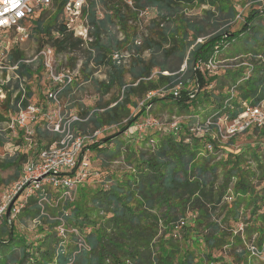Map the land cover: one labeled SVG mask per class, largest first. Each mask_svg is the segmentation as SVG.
<instances>
[{
    "label": "trees",
    "instance_id": "obj_1",
    "mask_svg": "<svg viewBox=\"0 0 264 264\" xmlns=\"http://www.w3.org/2000/svg\"><path fill=\"white\" fill-rule=\"evenodd\" d=\"M248 1L261 5V0ZM66 3V0H56L52 8L58 13L53 20L54 25L46 30L47 33L53 30L51 46L56 49V54L85 52V70L93 64L106 67V80L94 81L97 88L103 89L105 95L114 89L123 91L121 99L114 98L113 103L106 108L87 112L88 119L76 122L73 128L86 130V126L92 125L95 131L121 125L126 121L118 134L102 139L89 149L102 151L98 156L104 168L112 160L123 159L128 165L127 160L136 157L138 176L126 175V178L106 181L107 188L101 187L94 193L81 186L80 198L73 204L70 200L61 199L58 216L64 219L68 228L80 231L88 250L78 249L75 244L77 237L74 235L68 248L58 246L57 243L54 247L52 242L55 236L52 233L45 236L44 246L49 245L45 246L48 248L45 250L37 245L41 239L17 238L14 225L8 223L7 216L3 217L0 220V264H248V256L253 257L247 245L253 243L250 239L254 231L247 228L246 238L243 239L244 234L237 229V225L243 220L241 207L247 200L252 204L264 201L263 196H257L258 191L254 185L255 181L258 182L264 192V151L261 152L264 144L240 152L230 144L233 138L226 143L228 148H222L226 151L225 158L217 160L216 156L210 154L203 159V164H198L199 143H186L185 139L178 140L174 134L163 138L159 147L153 148L150 153L139 154L136 144L128 148L116 141V138L134 126L145 112L141 109L140 114L133 117L130 106L137 107L149 92L170 90L179 83L185 85L180 97H157L152 100V104L161 103L167 107L165 102L170 101V107L190 111L187 126H182L189 132L202 126L207 118L212 117L217 122L228 115L227 120L232 121L243 112L244 104L255 106L264 101V8L260 10L251 7L242 28L232 32L238 12L234 6L228 7L230 0H136L139 8L154 7L158 16L150 25L149 37L142 40L141 46L134 47L133 38L136 33L131 40L126 34V39L120 42L109 28L116 23L124 30L129 27L127 22L132 15L121 1L120 5L113 1L110 6L112 13L106 12L105 19L100 22H96L95 5L92 4L89 20L95 26V41L91 44L94 50L91 52L82 48V41L76 39L65 26L63 9ZM100 3L103 7L108 4L106 0ZM202 5H211L215 11L208 10L206 17L197 21L179 18L178 24L171 20L178 17L183 9L191 10ZM220 20L224 21L223 25L219 24ZM31 21L35 25L33 32L44 33L38 13ZM213 30L216 31L210 34ZM236 42L240 43L236 53L249 55L255 65L251 68H226L222 76L211 78L199 74L195 68L198 62H208L217 50L224 49L225 44L233 45ZM40 46L41 49L46 45ZM121 48H134L136 52L131 58L135 62L128 71L112 60L114 53L123 51ZM145 49L150 54L148 60L142 57ZM17 55L18 51L13 48L12 58ZM184 63L187 66L185 72L180 69ZM30 69L21 66V72L29 77L32 76ZM128 72L134 81L130 86L124 81ZM214 82L220 90L227 88L226 92H208ZM190 83L194 84V88H189ZM69 89L66 87L61 95ZM205 106L211 107L206 114L203 111L207 109ZM12 109L8 102L0 106V122L7 119ZM45 134L51 135L39 131V135ZM191 135L202 139L206 148L209 145L215 148L211 134L200 137L194 133ZM245 135L264 143L263 130L255 129ZM112 142H115V149L109 150L106 145ZM25 159L26 154H16L0 163V171L16 169L14 177L6 183L20 178L21 163ZM252 162L257 165L255 170L243 168L245 163ZM220 168L226 171L222 183L217 176ZM0 183L4 181L0 180ZM233 183L234 199L231 197V201L226 202L229 197L227 191ZM239 192L249 194L250 198L240 197ZM38 201L32 199L27 202L19 220L28 218L27 223L41 218L42 223L51 228L50 231L55 230L59 223L51 221V217L55 216L51 214L52 206L42 207ZM190 210L193 216L188 217ZM43 212L47 215H42ZM255 214L248 219V223L259 221L260 226L255 232L259 233L261 246L264 242V212L259 218ZM16 240L19 245L14 244ZM6 242L13 244L9 252L4 249L8 244ZM32 247L38 253H34ZM225 248L229 249V256L233 258L231 261H226L222 255Z\"/></svg>",
    "mask_w": 264,
    "mask_h": 264
},
{
    "label": "built area",
    "instance_id": "obj_2",
    "mask_svg": "<svg viewBox=\"0 0 264 264\" xmlns=\"http://www.w3.org/2000/svg\"><path fill=\"white\" fill-rule=\"evenodd\" d=\"M66 1L63 9L65 26L76 39L82 41V48L93 52L91 44L95 41V26L90 23L89 13L91 5L94 4L96 22L105 19L101 0ZM120 1L132 15L128 18V25L137 27L138 31L136 30L133 39L134 47H139L142 45V40L149 37L143 24L147 23L146 26L152 24L155 20V16L152 15L155 13V8L152 6L139 8L136 0ZM55 2L56 0H0V106L8 102L10 108H13L7 119L0 122V163L16 154L18 156L26 154L27 160L20 178L0 203V220L7 216L11 208L10 216L7 217L9 224L18 220L22 209L32 199L39 200L38 204L42 207L45 205L53 207L55 201L50 189L59 192L56 202H60L62 198L73 201L79 186L92 174L88 159L83 160L84 147L87 143L97 140L107 129L104 127L91 134L77 135L73 125L76 122L86 121L88 117L82 119L76 115L61 113V93L66 87L72 86L83 66L80 62L76 70L63 67L62 58L64 57L66 61L67 56H72L73 53L58 55L54 47L46 45L38 50L32 60L16 59L12 58L11 41L3 40V36L6 38L14 34L20 43L29 41L35 27L31 21L33 15L54 7ZM111 31L118 41L122 42L126 39V32L119 23H116ZM135 53L134 48L116 52L112 55V60L115 64L126 67ZM212 61L213 59L208 61L209 65ZM22 65L31 67V77L21 72ZM186 67L185 64L181 71L185 72ZM163 74L167 75V73ZM36 82L39 89L49 84L47 91L42 93L49 102L48 108L36 96ZM184 86L179 83L170 90L149 92L138 104V107L144 109L148 115L135 125V131L144 133L157 127L160 122L149 115L153 107L152 100L166 96L178 98ZM31 92L34 93L31 95ZM51 105L58 109L51 110ZM225 116L217 122L212 117L207 118L202 126L196 127L191 132L197 136L211 134L213 140L219 138L228 142L255 129L264 131V101L255 106L244 104L243 112L232 121L227 120L228 115ZM170 127L171 130L176 129L177 123L171 124ZM39 131L49 132L57 140L49 147H39L37 142ZM207 149L213 151L211 145ZM31 155L36 157L33 159ZM42 215L47 214L43 212ZM51 221L59 223L55 227L58 236L66 233L71 237L74 235L77 237L75 244L79 250L89 249L77 228H68L64 219L58 215L51 217ZM29 223L30 227L36 229L42 221L41 218H37ZM238 230L243 233L244 225L240 224ZM57 245L66 246L65 242ZM247 248L251 257L264 259V252H260L254 242L248 244Z\"/></svg>",
    "mask_w": 264,
    "mask_h": 264
},
{
    "label": "rangeland",
    "instance_id": "obj_3",
    "mask_svg": "<svg viewBox=\"0 0 264 264\" xmlns=\"http://www.w3.org/2000/svg\"><path fill=\"white\" fill-rule=\"evenodd\" d=\"M115 2V4L120 5V1L119 0H106V2L108 3L106 7L103 8L104 13L106 12H111L113 9L110 7L112 2ZM261 5L259 4H251L250 1L248 0H230V3L228 5V7H230L231 5L235 7V9L238 12V16L236 18V23L232 25L231 31H237L239 29L242 28L243 23H244V19L249 15V12L251 10V7H254V9H262L264 8V0H261ZM115 7V6H113ZM146 7V6H145ZM208 10H212L215 11V7L211 6V5H202L200 7H197L195 9H183L182 13L176 17V18H171L172 21H176L178 22V24H180V21L178 20L180 19H187V20H200L202 18L206 17V12ZM57 11L54 8H50L47 9L46 12L41 11L38 14L40 15V18L42 20V24L44 26V33H38V32H33L32 36L30 38L29 41L25 42V43H20L17 41V39L14 37V34L8 36L5 38V36H3V40H10L11 44H13V48H15L18 51V54L16 56V59H24V60H32L33 57L35 56V54L38 52V50L40 49V45H51V38L54 36L53 35V30H51L50 33H47V27L49 26H53V20L57 15ZM37 13L33 15L32 20L35 19ZM152 15L155 16V19L158 16V11L155 10V13H153ZM223 20L219 21L220 25H223ZM34 22L32 21V24ZM53 24V25H52ZM147 23L143 24L144 30H147L149 35L151 34L150 31V26H146ZM109 28H113V26L109 27ZM222 28V27H220ZM137 27L135 26H129L127 28H125V32L127 34V37L129 40H131L132 36L134 35V33H136ZM138 31V30H137ZM155 31H157V29L155 28ZM216 30L211 31L210 34L214 33ZM46 32V33H45ZM240 47V43L236 42L235 44L231 45V44H225L224 45V49L222 50H217L214 54H213V61L211 63V65H209V62H198L196 65V69L199 72V74L205 78H211L212 76H222L225 72L226 68H251L253 65H255V63H252V59L249 55L237 52L236 53V48ZM122 49V48H121ZM124 50V49H122ZM63 55V54H62ZM18 57V58H17ZM142 57L145 60H148L150 57L149 51L147 49H145L142 53ZM210 59V60H211ZM87 60V54L85 52H79V53H74L72 56H67V60H64V57L62 58V64L63 67L65 68H70L71 70L73 69H77V65L80 64V62H82V64L84 65V63ZM135 62V59H132V61H130V64L127 65L125 67V69L128 71L131 66L133 65V63ZM264 63V62H263ZM185 65V63L182 65V67ZM181 67V68H182ZM106 67L104 66H95L90 65L88 67H86L85 70V66H82V68H80V74L79 76L76 78V80L74 81V83L72 84V86L70 87V89L64 93L63 95H61L60 98V110L62 114H71V115H76L82 119L86 118V113L87 112H91L93 110H101V108H106L108 105L113 103L114 98H122L123 97V91H120L118 89H114L112 90L109 94H104L103 93V89H99L97 88V86L94 84V81H104L106 80ZM180 68V69H181ZM156 73V70H155ZM125 83L130 86L132 85V83L134 82L132 79L131 74L128 72L125 75L124 78ZM217 83L214 82L212 83V85L208 88V92H211V94H215L218 93L220 91H222L223 93L226 92L227 88H225L224 90H220L217 88ZM49 87V84L47 83L45 88L39 89L38 88V83H35V89H36V96L38 98V100L43 103L46 108H48V100L46 99V97L42 94L44 92L47 91ZM190 89L194 88V84L190 83ZM133 101L138 102L139 100L134 99ZM168 106L164 107L161 103H155L152 110L150 111L149 115L154 117L157 121H159V125L155 128L149 129L144 131V133H139L137 131H135V125L140 122L141 120H143L145 117H147L148 113L145 111L142 116H140L136 123L134 124V126L132 125L128 131L124 132V133H120L118 135V137L116 138V141H120L123 145H126L128 148H131L132 144H136V149H137V153H150L151 150H153V148H158L160 145V141L165 138L166 136H168L169 134H174L178 140H182L185 139L186 143H199L200 146V150H199V155H198V164H203L202 161L205 157H208L211 155L216 156V159H220V158H225L226 157V151L223 150L222 148L226 149L229 146L226 145V141H223L221 139H215L214 140V144L213 146L215 147L213 149L212 152H210L209 150H207L206 146H204V142L201 141L202 139H196L194 136H192L191 132L187 131L186 129L182 128V126H187V123L189 122L191 113L190 111H185L183 109L180 108H174V107H170V105L172 104L170 101L165 102ZM207 109H203V111H205V114L211 109V107L209 106H205ZM203 108V106H202ZM51 110H55L58 109L57 107L54 106H50ZM131 114L133 117H136L138 114H140L141 109L137 106L131 107ZM184 111V112H182ZM182 113V114H181ZM204 114V115H205ZM200 115H203V113L200 112ZM173 123H177V127L174 130H171L170 125ZM126 125V121H124L121 125H117V126H112V127H106L107 129L104 131L103 134H101L97 140H95L94 142H89L86 144V146L84 147V151H83V160L88 159V163L90 165V172L91 177L82 185L79 186V191H77L74 200L72 201L73 203H76L78 201V199L80 198V192H81V186L89 191L90 193H94L96 192L98 189H100L101 187L105 186V182L109 181L111 182L113 179L115 178H126V175H132L134 177L138 176V162L136 157L133 160H127L129 161V164H126V161L124 162L123 159H119V160H110L112 163L108 164V167H103L102 165V161L101 158L98 156L100 154V152L98 150H92L89 149L91 146H93V144H97V142H100L102 139L104 138H108L111 136H114L116 134H118L121 129ZM75 131L78 134H91L92 132H94V128L92 125H88L86 126V130H83L82 128L79 127H75ZM200 137V136H199ZM212 138V136H210ZM204 139V138H203ZM56 137H53L52 135H47L45 134V136H41L39 135L38 137V144L39 147H49L51 146L55 141H56ZM115 141V142H116ZM115 142L110 143L108 146L109 150H113L115 149ZM229 142V141H228ZM230 144L232 145V147L236 150H240V152H243L245 149H248L249 147H258L260 145H263L264 143L262 142V140L259 139H255L254 137L252 138V136H248V135H243V136H239L237 138H234ZM105 147V146H104ZM223 150V151H221ZM263 150H261V152H263ZM261 154V153H260ZM33 156V155H31ZM36 156H33V159ZM26 159L25 161H23L21 163V170L24 168V165L26 163ZM131 167H130V166ZM257 167L256 163H245L243 168L248 169L250 168V170H255ZM16 172L15 168H11L8 169L6 171H0V180H3L4 183H0V203H2L3 201V197L4 195L12 189V187L15 185V183L18 181H13L10 183H6L7 180H9V178L14 177ZM97 174H99V177H95ZM226 174V171L223 168H220V170L217 173L219 182L222 183V181H224V176ZM133 177V178H134ZM219 183V184H220ZM234 184H230L229 189L227 191V195L229 196L228 199H226V202H230L231 201V197L234 199V192H233V188H234ZM255 188L258 191L257 196H263L264 197V192L261 190V188L263 186H259L258 182H254ZM105 188H107L105 186ZM50 193L53 196L54 199V203H53V207L51 209V214L53 215H58L59 214V210L61 209V206H59V202H56L57 198L59 197V192L50 189L49 190ZM61 194V193H60ZM239 196L243 197L246 196V198H250V195H244V193L239 192ZM260 199V198H258ZM257 199V201H258ZM264 203V201H259L258 204H252L250 203L249 200H247L246 203H244L241 207V212L243 214V220L237 225V229L239 228L240 224L244 225V231H243V239L246 238V229L247 228H252L254 233L251 237V241L254 242L257 247L259 248L260 252H264V242L262 243L261 246H259V233L255 232V229L260 226L259 221L257 222H250V224L248 223V219L251 218V216H253L254 212H256L255 217H260L262 212H264V207L260 208V206ZM59 204V205H58ZM25 205V203H24ZM27 205V204H26ZM25 205V206H26ZM193 216V214L190 212L188 213V217ZM258 217V218H259ZM26 219L28 218H23V220H18L13 223L14 227H15V235L17 236V238H21L24 239L26 238H30L33 240H37V239H41L40 242H37V245L39 247H43L45 248V246H49L48 244L44 246L46 240H45V236L47 234H54L55 238L52 242V245H56V243H62L65 242L66 247L68 248L71 244H72V237L69 235V233H66V235H59L55 234L56 230H49L51 229L50 227H48V225L46 224H41L38 225V227L36 229L32 228L29 226V221H27L26 223ZM26 223V224H25ZM1 224V222H0ZM50 242V239L48 240ZM9 244V242H6ZM6 244V246L4 247L5 250H7V252H9L10 248L13 246V244L11 245V243L8 245ZM16 245H19L20 243L18 242V240H16V242L14 243ZM14 245V246H16ZM33 249V247H32ZM48 248H45V250ZM35 250L34 253H38L37 249H33ZM229 249L225 248V250H223L222 255L225 257L226 261H231L233 258L231 256H229ZM52 252V250H51ZM264 256V254H263ZM263 260V261H262ZM219 264H224V263H219ZM248 264H264V259H260L259 257H254L253 258H249L248 256Z\"/></svg>",
    "mask_w": 264,
    "mask_h": 264
},
{
    "label": "water",
    "instance_id": "obj_4",
    "mask_svg": "<svg viewBox=\"0 0 264 264\" xmlns=\"http://www.w3.org/2000/svg\"><path fill=\"white\" fill-rule=\"evenodd\" d=\"M10 211H11V208L9 209L8 213H7V217L10 216Z\"/></svg>",
    "mask_w": 264,
    "mask_h": 264
}]
</instances>
